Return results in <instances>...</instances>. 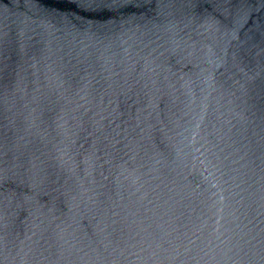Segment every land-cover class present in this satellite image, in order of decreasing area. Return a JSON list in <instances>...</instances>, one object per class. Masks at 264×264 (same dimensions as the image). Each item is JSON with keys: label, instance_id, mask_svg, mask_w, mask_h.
I'll return each instance as SVG.
<instances>
[{"label": "water", "instance_id": "water-1", "mask_svg": "<svg viewBox=\"0 0 264 264\" xmlns=\"http://www.w3.org/2000/svg\"><path fill=\"white\" fill-rule=\"evenodd\" d=\"M0 264H264V0H0Z\"/></svg>", "mask_w": 264, "mask_h": 264}]
</instances>
